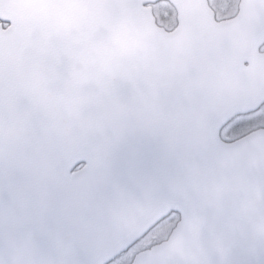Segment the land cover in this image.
Instances as JSON below:
<instances>
[{
	"label": "snow or ice",
	"instance_id": "obj_1",
	"mask_svg": "<svg viewBox=\"0 0 264 264\" xmlns=\"http://www.w3.org/2000/svg\"><path fill=\"white\" fill-rule=\"evenodd\" d=\"M0 264H264V0H0Z\"/></svg>",
	"mask_w": 264,
	"mask_h": 264
}]
</instances>
